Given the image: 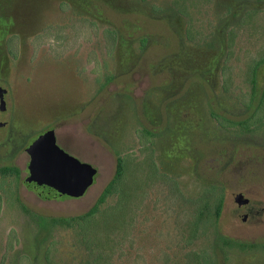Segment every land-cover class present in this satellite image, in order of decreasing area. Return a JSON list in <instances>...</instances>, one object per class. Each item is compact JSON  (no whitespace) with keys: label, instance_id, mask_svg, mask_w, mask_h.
<instances>
[{"label":"rangeland","instance_id":"374dc122","mask_svg":"<svg viewBox=\"0 0 264 264\" xmlns=\"http://www.w3.org/2000/svg\"><path fill=\"white\" fill-rule=\"evenodd\" d=\"M258 58L264 0H0V167L19 169L0 176V264H194L189 250L264 264V98L249 130L210 116L249 117ZM257 82L260 99L264 64ZM47 134L96 169L82 196L27 185L26 148ZM119 156L101 218L63 223L93 206ZM203 197L210 216L189 241Z\"/></svg>","mask_w":264,"mask_h":264},{"label":"trees","instance_id":"16d2710c","mask_svg":"<svg viewBox=\"0 0 264 264\" xmlns=\"http://www.w3.org/2000/svg\"><path fill=\"white\" fill-rule=\"evenodd\" d=\"M264 64V58H258L254 59L250 62L248 68H247V81L249 83V95L247 102L244 104L246 112L250 113L249 117L240 119V120H229L226 117H223L216 111H211L210 116L211 118L217 123V125L221 128H228V127H238L243 130H249L253 125H255L260 119H261V106L264 98V86L262 88V92L260 95V99L257 98V95H259V86L257 82V72L258 69ZM146 133V132H145ZM148 134V133H146ZM126 171V164L124 157H118L116 160L115 165V172L112 177V179L107 183V185L104 187L102 192L100 193L99 197L93 204V206L85 213L78 215L76 217H68L62 219L63 223H74V222H88L89 225H92L94 222H96L98 219L101 218L103 212L100 209V206L105 202L106 198L113 194L119 185L122 184V180L124 178ZM18 176L19 175V169L14 166H3L0 167V176L7 177V176ZM195 205L192 220L188 224V240L192 241L193 238L196 236L200 225L203 223L205 219H208L210 216V206L207 198H198L195 202H193ZM222 204L221 197L215 201L214 208H213V217H214V223L216 224L217 218L220 213ZM44 225V222L42 223ZM46 230V228L43 226L41 227V232L43 233ZM220 241L222 245H225L229 242V240L217 237V241ZM186 256L190 258L191 261L194 262V264H209L205 260L203 261L201 259V256L193 251L189 250L186 253Z\"/></svg>","mask_w":264,"mask_h":264},{"label":"water","instance_id":"95a60500","mask_svg":"<svg viewBox=\"0 0 264 264\" xmlns=\"http://www.w3.org/2000/svg\"><path fill=\"white\" fill-rule=\"evenodd\" d=\"M0 93V110H4ZM29 156L27 164V185L35 188L43 197L65 195L80 197L92 185L96 169L63 151L53 134L40 137L26 148ZM246 206V200L236 201Z\"/></svg>","mask_w":264,"mask_h":264}]
</instances>
